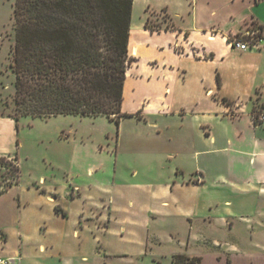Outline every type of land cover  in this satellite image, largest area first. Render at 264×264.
Instances as JSON below:
<instances>
[{
  "label": "crops",
  "instance_id": "crops-1",
  "mask_svg": "<svg viewBox=\"0 0 264 264\" xmlns=\"http://www.w3.org/2000/svg\"><path fill=\"white\" fill-rule=\"evenodd\" d=\"M199 1L186 10L190 25L163 29L176 33L169 47L181 73L175 81L164 74L162 104L147 98L143 109H127V77L128 116L119 124L84 117L115 123L116 139L75 136L70 151L46 159L45 171L0 194V257L176 264L174 255H186L200 258L194 264H264V44L240 50L230 42L252 20L264 36V0H211L220 16L211 20L198 17ZM219 33L227 46L220 54L194 38ZM15 123L0 116L2 156L14 153Z\"/></svg>",
  "mask_w": 264,
  "mask_h": 264
},
{
  "label": "trees",
  "instance_id": "trees-1",
  "mask_svg": "<svg viewBox=\"0 0 264 264\" xmlns=\"http://www.w3.org/2000/svg\"><path fill=\"white\" fill-rule=\"evenodd\" d=\"M133 4L134 0H16L10 62L14 111L8 115L17 125L22 117L58 115L106 116L119 124L129 115L122 105L127 72L135 60L129 50ZM223 102L230 104L226 98ZM20 178L18 156L0 155V194ZM174 261L194 264L200 258L174 255Z\"/></svg>",
  "mask_w": 264,
  "mask_h": 264
},
{
  "label": "rangeland",
  "instance_id": "rangeland-1",
  "mask_svg": "<svg viewBox=\"0 0 264 264\" xmlns=\"http://www.w3.org/2000/svg\"><path fill=\"white\" fill-rule=\"evenodd\" d=\"M191 1L135 0L130 31L132 46L129 50L130 54L137 60L127 75L129 77L125 95L127 109H143L147 98H153L152 103L162 104L160 99L163 96L162 80L164 74L170 75L173 77L171 79L175 81V77L181 73L179 69L181 61L169 47L170 44L173 46L175 43L176 33L166 32L163 29H171L173 25L177 28L190 25L191 18L186 10L191 9ZM15 2L16 0H0V116L8 115L14 111L15 76L10 68V62L12 47L15 43ZM211 2V0L199 1L197 7L199 18L203 16L202 18L206 19H220L219 15L214 16L211 13L213 8ZM166 7L172 14V18H170ZM258 7V10L263 14L264 4H260ZM245 28L251 32L261 29L255 20L249 21ZM158 30L163 31L151 33V31ZM242 34L244 33L238 34V36ZM194 38L197 42L210 44L216 54L224 52L227 47L226 40L220 33L204 36L195 35ZM251 48L249 47V49ZM182 63L190 62L182 60ZM165 64L173 66H164ZM151 76L154 80L150 84L147 80ZM159 77L161 78L159 79ZM178 97L177 95L169 97L170 104L175 105ZM129 125L130 122L125 124V129H128ZM14 126L15 149L13 155L10 156H18L21 167L20 179L25 183L32 181L37 173L46 170L48 157L70 151L75 136L81 138L82 135L90 136L93 133L96 139L105 137L111 142L112 137L116 139V135L119 134L115 123L103 120L93 124L90 118H81L78 115H63L50 119L22 117L18 121V125L16 121ZM145 131L147 130L145 129ZM2 171H6V169L2 168Z\"/></svg>",
  "mask_w": 264,
  "mask_h": 264
},
{
  "label": "built area",
  "instance_id": "built-area-1",
  "mask_svg": "<svg viewBox=\"0 0 264 264\" xmlns=\"http://www.w3.org/2000/svg\"><path fill=\"white\" fill-rule=\"evenodd\" d=\"M245 36H247V38H245ZM230 42L232 47L235 49L244 50L249 47H261L264 44V36L262 35L261 29H258L254 32L247 31L245 34L240 36L236 35ZM263 118L264 112L259 116V119ZM0 264H13V259L0 257Z\"/></svg>",
  "mask_w": 264,
  "mask_h": 264
}]
</instances>
